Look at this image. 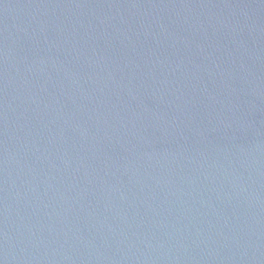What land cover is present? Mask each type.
I'll return each mask as SVG.
<instances>
[{"label": "water", "instance_id": "water-1", "mask_svg": "<svg viewBox=\"0 0 264 264\" xmlns=\"http://www.w3.org/2000/svg\"><path fill=\"white\" fill-rule=\"evenodd\" d=\"M0 264H264V0H0Z\"/></svg>", "mask_w": 264, "mask_h": 264}]
</instances>
